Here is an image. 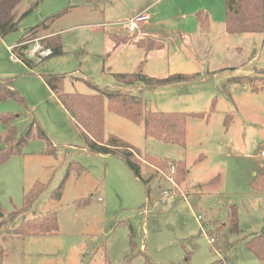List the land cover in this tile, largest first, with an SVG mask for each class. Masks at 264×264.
Instances as JSON below:
<instances>
[{"label":"rangeland","instance_id":"rangeland-1","mask_svg":"<svg viewBox=\"0 0 264 264\" xmlns=\"http://www.w3.org/2000/svg\"><path fill=\"white\" fill-rule=\"evenodd\" d=\"M13 1L18 2L0 0V32L12 25L1 27L2 23L17 26L0 35V79L10 80L28 106L0 100V117L19 115L15 121L19 134L37 123L52 142L55 155H44L46 141L34 137L22 154L0 164V206L5 217L23 207L36 182L46 185L30 211L0 230L5 252L0 264H105L106 259L125 264L133 251L132 264H144L147 257L157 264H211L225 254L212 245L211 234L216 236L219 227L228 230L232 206L240 231L228 235L233 246L227 255L233 264H264L244 247L247 239L264 230L260 181L264 173V34H224L226 0H19L1 20ZM144 8L149 15L147 31L170 36L210 32V36L198 46L193 44L199 65L191 67L176 59L178 51L186 52L178 36L175 44L167 45L165 60L157 62L153 57L147 62V72L159 76L169 72L170 76L204 75L165 93L156 86L145 93L149 108L204 115L187 117L186 148L146 137L142 125L111 111L105 113L106 136L121 134L135 142L140 180L121 158L88 150L82 131L58 94L48 88L45 77L64 75L65 94H96L87 82L114 88L115 75L131 71L104 53L103 35L117 33L114 18L118 15ZM192 11L209 13L207 32L200 30ZM181 15L185 16L178 18ZM120 34L126 41L136 35ZM51 35H60L64 54L47 58L50 50L42 42ZM25 40L32 68L21 61L22 46L15 49ZM211 72L222 74L215 77ZM235 77H248L251 84L229 81ZM166 98L181 100L166 103ZM4 131L0 121V135ZM149 158L186 159L188 183L187 178L182 183L176 180L174 168L169 173L157 171L146 162ZM70 165L63 196L54 201L51 196ZM168 177L174 178L176 187L162 204V190L172 186ZM48 212L58 216L57 234L23 238L7 231Z\"/></svg>","mask_w":264,"mask_h":264},{"label":"trees","instance_id":"trees-1","mask_svg":"<svg viewBox=\"0 0 264 264\" xmlns=\"http://www.w3.org/2000/svg\"><path fill=\"white\" fill-rule=\"evenodd\" d=\"M19 2V0L18 2L13 1V4H11L6 11L7 13H1L3 16L1 20L9 16V12H11ZM197 19L203 29L208 27L209 16L207 14L200 12L197 14ZM5 24H12L11 28L5 32L2 30L0 35H5L17 29L15 23L8 22L2 23L1 27ZM225 31L230 35L264 34V0H226ZM26 43L27 40L19 43L15 49L22 46L23 51L20 52L21 61L29 68H32L33 62L26 55V52L29 50ZM42 44L45 49L50 50V54L47 58L64 54L60 35L47 37L43 40ZM137 44L140 45L141 43L138 42ZM154 46L155 45H152V47ZM198 76L199 74H174L165 79H157L140 73H126L116 74L115 78L118 83L131 88L141 84L153 87L185 83ZM247 79L251 81L248 77H239L231 80V82L251 84ZM64 81V75H47L45 77V83L48 88L58 94L61 101L60 103H62V106L82 131V137L87 144L88 150L97 154L114 155V157L121 158L140 180H143L142 168L138 164L139 158L137 157L136 149L130 143L115 134L106 136V111H111L134 124L142 125L146 137L162 141L166 144H173L181 148L186 147L187 117L204 116L202 114L148 111L145 109V102L142 97L133 94L131 91H126L124 89H102L90 82H87V84L96 91V94H65L63 92ZM9 99L15 100L22 106H28L25 98L20 92L15 90L10 80L0 79V100L7 101ZM17 118H19V115L8 114L0 117V121H2L5 126L4 133L0 135V164L5 163L13 156L22 154L30 140L34 137L46 141V148L43 150L44 155H55L52 142L46 132L37 123L32 122L26 132L19 134L17 126L15 125ZM146 162L148 164H154L157 167V171L164 170L169 173L173 167L175 169L174 176L180 183L184 182L189 174L187 164L184 160L171 161L169 159L161 160L149 158ZM71 168L72 166L70 165L64 180L53 192L51 196L52 200L59 201L62 198L66 182L71 173ZM260 181L264 188V173L261 174ZM254 188H258V183L254 184ZM45 190V184L36 182L26 194L23 207L19 210H15L7 217L3 215V210L0 206V230L4 227L6 228L7 224L15 222L18 217L30 211ZM43 216L25 221L17 228L11 230L7 229V231H10V233L15 236L23 238L57 234L60 229L59 219L56 213L48 212ZM228 220V230L219 227L216 236L211 234L212 245L219 251H225V254L222 253V258L220 260L211 264H233L226 250L233 246V244L228 241V235L237 234L240 231L237 210L234 206L230 209ZM225 225L227 226V224ZM244 247L256 258L264 260V230L255 234L252 238L247 239L244 243ZM135 256L134 251L128 253L125 257V264H132ZM4 257L5 252L0 245V258L4 260ZM105 264L112 263L109 259H106ZM144 264L157 263L147 257Z\"/></svg>","mask_w":264,"mask_h":264},{"label":"crops","instance_id":"crops-1","mask_svg":"<svg viewBox=\"0 0 264 264\" xmlns=\"http://www.w3.org/2000/svg\"><path fill=\"white\" fill-rule=\"evenodd\" d=\"M146 10L147 9H145V8L132 10L126 15H122L121 17L118 15V17L114 18V19H116V20H114L115 21L114 25L117 24L116 26L118 27L117 33H110L108 35H103L104 53L111 56V57H114V63H118L121 67H124V66L128 67L129 66L131 72H127V73H140V74H144L147 76L150 75V77L157 78V79H161V78L165 79L168 76H170L169 74L171 72H169V74H165V76H159V74H157L156 72H149L148 73L147 72V62L149 59H151L153 57H155L157 62H160L162 59L165 60V57L168 55V50H169L168 49L169 46H167V45L169 43L175 44L178 40L176 37L178 36V38H180V40L184 43V45L186 47V52H185V50H182V52L178 51V53L175 54L176 59L181 60L183 62V64L191 66V67L195 66V65H199L201 62H200V58H199L198 53H197L198 48L193 47V44L198 46L200 43V40H203V37H206L208 40V38L210 36V32H207L205 30H208L210 28V25H211L209 13L204 12V11H200V12H203L204 14H207L209 16V25L205 29H203L200 26L199 21L197 19V14L200 12L199 11H192L190 13V15H192V18H195V21L197 22V24H199L200 30L207 32V33L200 34V35H175V36L162 35L160 33H157L156 31L150 32L149 30L148 31L145 30L146 28L150 27V25H149L150 23L147 22V23H144L140 26V28L136 32V35L135 36L133 35L134 36L133 40L126 41L125 35L120 34L121 31H125L124 28H122V25L127 23L129 20H131L136 15H139L142 13H148ZM184 16L185 15H181L178 18H183ZM117 19H119L118 22H116ZM224 32H225L224 34H227L225 31V25H224ZM51 36H53V35H51ZM127 36H129V35H127ZM163 40L165 41V43L163 42V44H162ZM138 42H140L141 44L138 45L137 44ZM152 45H155V46L152 47ZM209 49L210 48H208V51L211 52L212 49H210V50ZM176 59L173 62H175ZM169 65H170V62H169ZM113 68H114V66H113ZM110 69H112V68H110ZM220 70H215V71H220ZM221 71L226 73L225 70H221ZM190 73H199V71L190 72ZM119 74H125V72H120ZM211 74H213L215 77H217L222 73L211 72ZM203 77H204L203 73H199V76L195 79H202ZM235 78H232V79H235ZM232 79H229V81H231ZM184 84H186V83H184ZM176 86H178V85L177 84H171V85L156 86V87H158L163 93H165L167 90H171V88H174ZM124 88H129V87H125V86L117 83V85L111 89H124ZM150 88H151V86H145L143 84L136 85L134 87L129 88V91H131V89H134V91H135L134 94L139 95L141 93H144V96L142 95V99L145 102V109L149 108L148 100L145 96V93ZM174 98L168 99V100L166 98L165 101H166V103H171V102H178L181 100V99H174ZM164 105L165 104L162 103V106H164ZM146 110L152 111V112H162V113H177L175 110H162V109L158 108L157 106L156 107H150L149 109H146ZM118 117H120V116H118ZM120 118H122V117H120ZM122 119H124V118H122ZM144 133H145V131H144ZM121 136H122V138L123 137L125 138V139L123 138L125 141H128V143H130L134 147L135 142H132L131 140H127L128 138L126 136H123L120 134L119 137H121ZM185 162L187 164L186 159H185ZM188 177H189V174H188ZM188 177H187L186 183H188ZM209 181L211 183V180H209Z\"/></svg>","mask_w":264,"mask_h":264},{"label":"built area","instance_id":"built-area-1","mask_svg":"<svg viewBox=\"0 0 264 264\" xmlns=\"http://www.w3.org/2000/svg\"><path fill=\"white\" fill-rule=\"evenodd\" d=\"M148 21H149V15L147 13H142V14L135 16L134 18L129 20L127 23H125L123 28L128 35H134L138 31L140 26L144 23H147ZM47 53L49 54V52ZM262 157H264V152L262 153ZM168 181L171 182L172 186L170 188H167V189L164 188L162 190V197L160 199V203L162 204H165L166 200L172 197L173 191L176 187L174 178L168 177Z\"/></svg>","mask_w":264,"mask_h":264}]
</instances>
